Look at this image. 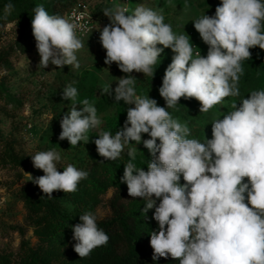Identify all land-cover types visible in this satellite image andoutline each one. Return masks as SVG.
Returning <instances> with one entry per match:
<instances>
[{
  "label": "clouds",
  "instance_id": "clouds-1",
  "mask_svg": "<svg viewBox=\"0 0 264 264\" xmlns=\"http://www.w3.org/2000/svg\"><path fill=\"white\" fill-rule=\"evenodd\" d=\"M5 7L11 10L14 5ZM33 12L39 66L79 69L76 53L84 43L77 30L82 25L50 15L43 6ZM126 13L119 7L105 8L110 24L100 31L99 40L106 50L104 63H116L128 74L117 81L115 103L134 107L127 109L122 128L113 135L101 128L103 120L94 102L84 98L77 103L78 89L70 83L62 93L71 106L60 121L59 139L75 147L89 142V133L98 130L94 144L108 160L118 159L132 142L143 143L151 157L147 171L134 163L137 147H131L122 182L129 196L145 199L143 213L155 207L153 219L159 230L150 234L153 261L170 256L179 264H264V89L252 90L247 98L239 89L250 49L264 50V0H221L214 15L193 20L208 45L206 56L194 51L188 35L176 34L162 12L141 4ZM165 48L174 53L158 89L166 108L149 95H138L131 75L135 71L153 77ZM103 91L113 95L111 84ZM227 97H240L239 103L234 99L231 111L212 122V138L203 142L189 138L187 123L167 110L181 98H194L200 113H207ZM142 134L150 138L142 139ZM31 159L44 175L34 178L24 172L22 183L32 181L49 198L54 191L75 192L88 176L72 163L58 171L61 154L55 149L38 151ZM79 218L81 223L73 226L74 251L84 258L106 245L109 236L91 212Z\"/></svg>",
  "mask_w": 264,
  "mask_h": 264
},
{
  "label": "rangeland",
  "instance_id": "rangeland-1",
  "mask_svg": "<svg viewBox=\"0 0 264 264\" xmlns=\"http://www.w3.org/2000/svg\"><path fill=\"white\" fill-rule=\"evenodd\" d=\"M38 2L50 15H60L69 20L72 9L84 3L101 30L110 24L109 18L103 14L105 8L127 7V15L143 4L162 12L164 22L170 24L176 34L188 35L194 51L206 56L208 45L194 28L193 20L203 14L214 15L221 0H0V264H29L36 253L49 255L52 264H67L72 254L73 235L70 230L73 225L66 229L69 237L65 245H50L48 240L37 235L36 230L45 229L61 236L65 229L58 225L61 215L79 218L85 212H91L97 219H104L112 213L111 200L120 193L116 182L105 171L106 158L96 150L94 140L98 138V130L89 133V142H80L75 147L67 139H59L62 131L60 121L71 106L70 100L63 99V88L75 82L77 103L84 98L94 102L103 120L101 128L113 135L122 128L127 109L134 107L123 101L115 103L117 81L128 74L123 73L116 63H104L106 50L99 39L77 32L84 43L76 53L81 65L79 69L69 65L57 67L51 63L46 68L39 66L41 58L31 26L33 9ZM49 2L51 5H47ZM9 3L14 7L6 10ZM250 52L251 58L243 61L244 74L239 81L243 98H247L252 90L264 89V50L257 46ZM173 55L170 48L164 49L154 66L153 77L135 71L131 73L136 78L137 94L149 95L158 106L165 108L166 101L158 89ZM110 84L113 95L103 91ZM234 99L239 103L240 97H227L207 113H200L201 105L197 100L181 98L175 108L167 110L173 118L187 123L191 130L189 138L203 142L205 137L212 138V122L223 119V115L231 111ZM81 108L82 105L78 104L77 109ZM148 138L147 134H142V139ZM131 147H137L136 159L147 166L151 157L142 142L136 146L135 142L127 145L118 159L126 164L129 159L127 151ZM51 149L61 154L58 171L62 172L67 164L72 163L88 172L75 192L54 191L49 198L32 181L22 183L26 180L24 172L31 173L34 178L44 175L42 170L33 166L31 156ZM92 181H97L100 186L94 188ZM121 201L128 210L144 209L146 203L143 198L129 196L128 191ZM156 203L158 206L159 201ZM148 211L154 214L155 207ZM148 226L151 232L159 230L154 219Z\"/></svg>",
  "mask_w": 264,
  "mask_h": 264
},
{
  "label": "trees",
  "instance_id": "trees-1",
  "mask_svg": "<svg viewBox=\"0 0 264 264\" xmlns=\"http://www.w3.org/2000/svg\"><path fill=\"white\" fill-rule=\"evenodd\" d=\"M40 6V3H37ZM47 5H51L50 2ZM129 159L125 162L127 164ZM105 171L109 178L116 182L118 194L111 200L112 213L104 219H97L98 227L103 229L109 236V241L106 245L95 248L87 257L80 258L74 251V245L77 241L74 240L71 250V256L67 264H176L178 260H173L170 256L159 258L153 261V249L150 246V234L148 223L153 220V213L147 211L143 213V208L128 210L125 204L121 201L127 190L126 183L122 182L124 173V163L119 159H105ZM137 167L144 168L147 171V166L143 165L139 160H135ZM92 186L97 188L100 183L92 181ZM61 228H65L61 236H58L53 231L47 232L45 229L36 230L37 235L44 240H48L49 244L60 243L65 245L68 240L66 229L71 225L81 223L80 218H71L67 215H61ZM73 235V227H71ZM29 264H52L51 257L47 254L36 253L29 260Z\"/></svg>",
  "mask_w": 264,
  "mask_h": 264
},
{
  "label": "built area",
  "instance_id": "built-area-1",
  "mask_svg": "<svg viewBox=\"0 0 264 264\" xmlns=\"http://www.w3.org/2000/svg\"><path fill=\"white\" fill-rule=\"evenodd\" d=\"M125 9L127 10V7ZM70 20L77 23L78 25H82L81 28H78L79 31L77 32L79 34L83 36L88 35L91 38L93 37L94 39H99L101 29L93 20V17L86 4L79 3L76 7H74L70 12Z\"/></svg>",
  "mask_w": 264,
  "mask_h": 264
}]
</instances>
